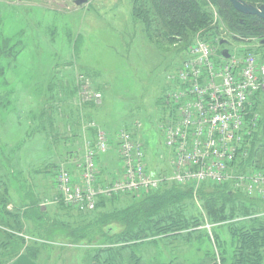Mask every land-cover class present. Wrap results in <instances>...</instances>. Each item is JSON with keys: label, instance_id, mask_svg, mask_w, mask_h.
<instances>
[{"label": "rangeland", "instance_id": "obj_1", "mask_svg": "<svg viewBox=\"0 0 264 264\" xmlns=\"http://www.w3.org/2000/svg\"><path fill=\"white\" fill-rule=\"evenodd\" d=\"M74 1L0 0V177L7 182L4 188L0 187V203L5 206V210H0V264H15L21 255L32 264H231L232 256L236 264H247L249 260L245 261L243 255L251 247L249 238H264V200L244 213V208L234 204L240 197L234 196L233 208L238 214L219 221L203 205L205 200L216 199L217 195L220 198L225 192L218 189L207 197L208 193H202V198L197 190L182 204L188 212H197L190 222L179 219L172 224L175 227L170 226L159 236L138 235L137 239L122 241L125 234L132 239L133 233H124L116 222L105 221L121 209L123 200L88 213L73 209L60 198L55 181L59 167L48 165L43 152H58L57 165L62 163L66 170H72L69 155L77 152L81 159L84 152L78 150L85 141L82 137L77 145L61 143L49 148L50 139L52 142L64 135L68 138L71 130L66 128L75 125L71 118L63 128H57L58 136L54 135L52 120L57 121L60 113L51 111L53 105L64 102L68 103L64 106L74 110L77 106L93 107L88 120L96 123L104 112L109 123L105 122L107 127L103 128L113 137L117 131L131 130L135 121L141 122L140 141L150 168L157 172L169 159V151L157 130L165 111L166 78L184 56L182 45L166 37L160 41L154 37V25L147 34L153 46L152 56L159 60V66L144 82L137 73L139 66L130 67L123 57L120 42L124 40L115 34L131 18L129 2L91 0L78 7ZM142 1L138 12L143 11V4L151 5L150 0ZM203 1L211 23L197 32L193 40L198 34L212 38L220 49H228L233 56L244 57L249 52L246 50L259 48L254 40L236 42L211 0ZM94 9L107 10L101 15L95 11L99 15L96 16ZM149 17L145 16L148 22ZM160 32L165 35L167 31ZM221 39L228 43L221 45ZM79 76L88 78L93 89L101 93L100 103L84 102L77 92L60 96L57 88L70 87L66 93H71ZM142 85L145 92L140 96ZM46 139L47 148L42 150ZM109 155L100 160L107 178L111 171L104 169L106 163L118 167V160ZM255 161L252 165L263 167L264 146L258 150ZM142 196L135 195L134 199L140 200ZM165 214L162 213L164 217ZM175 214L178 216L174 210ZM59 232L74 235L75 242L64 238L65 235L58 236ZM233 237L238 238L233 241ZM263 249L264 246L260 252ZM116 251H120L119 262ZM115 255L117 261H113ZM258 258L264 260V255H254L252 259L256 262Z\"/></svg>", "mask_w": 264, "mask_h": 264}, {"label": "built area", "instance_id": "obj_2", "mask_svg": "<svg viewBox=\"0 0 264 264\" xmlns=\"http://www.w3.org/2000/svg\"><path fill=\"white\" fill-rule=\"evenodd\" d=\"M200 35L166 78L167 111L157 130L169 151L168 161L157 172L150 168L140 141L141 122L113 137L91 121L86 127L95 131V138L85 144L82 160L73 161L72 170L61 166L55 175L64 203L89 213L101 200L144 195L171 184L194 191L203 185H228L264 200V168L243 165L260 118L256 101L264 96V61L254 54L226 59L222 49ZM77 93L84 102L102 99L84 76L77 78ZM112 151L118 169L107 178L100 160Z\"/></svg>", "mask_w": 264, "mask_h": 264}, {"label": "trees", "instance_id": "obj_3", "mask_svg": "<svg viewBox=\"0 0 264 264\" xmlns=\"http://www.w3.org/2000/svg\"><path fill=\"white\" fill-rule=\"evenodd\" d=\"M150 4H143L142 8L143 11L138 12V6L141 5L143 2L142 0H134V13H135V20H143L144 24L148 27L147 33L150 31V29L155 27L156 34L154 37L160 41V38H169L168 41L173 40L171 42H174L176 44L183 46V51L187 49L189 44H192L193 37L197 32H199L202 28H206V26L211 23L209 21L210 13L207 11V4L203 0H150ZM248 4L254 5V6H260L264 5V0H243ZM214 7L217 9L218 16L220 17L221 21L224 23L225 27L232 33L234 36L235 41L243 42L244 40H254L256 43L260 45L261 40L264 39V21L257 18V17H251V16H243L237 11L234 10L232 5L228 0H211ZM141 13H144L143 17H141ZM149 17V22L146 20L145 16ZM165 29V35L160 32V30ZM157 33H159V36L157 37ZM236 35V36H235ZM239 36V38H238ZM165 39V38H164ZM208 39V38H207ZM242 41H241V40ZM208 40L212 41L213 44L220 47L217 43H214L212 38H209ZM194 41V40H193ZM246 51H249L248 53H245L244 56L249 54H254L258 56L260 61H264V46H259L258 49H248ZM255 51V53L253 52ZM68 88H57L60 91V96H63V98L66 95L74 94L77 92V85L74 87V91L71 88V93L67 94L66 89ZM64 89V90H63ZM100 90V89H98ZM256 101V108L259 110L260 118L258 121V124L255 129H253L252 132V139H251V146L249 147V158L243 161L246 165H252V163L255 161L256 156L258 154V150H262V147L264 146V96L257 97ZM165 111L163 112V115L167 111V107L164 103ZM92 132V131H91ZM111 134V133H110ZM93 135V132H92ZM112 135V134H111ZM51 143V139H50ZM49 143V144H50ZM42 150H45L47 148V139L44 141V146H42ZM257 151V152H256ZM44 158L43 160L48 161V165H51V162L49 159H47L46 155L47 152H43ZM255 157V159H254ZM252 162V163H251ZM257 163V161H255ZM250 165V166H251ZM255 166V165H252ZM256 167V166H255ZM257 168H264L263 167H257ZM7 185L5 177H0V187L4 188V186ZM208 188L210 191H208ZM224 191L225 193L222 195V197L217 198V196H214V198L211 201L209 199L204 201L203 208L206 210L209 215L214 218L215 220L219 219V221L228 220L231 216L237 215L238 212L236 209L233 208L234 201L232 198L234 196L240 197L239 200H237L234 204L244 208L245 211H248L247 208L250 206H255L258 203L263 202L262 200L253 199L250 198L240 191L231 189L228 185L224 186H209V185H203L199 190L198 194H201L200 197H202V193H208L205 197L212 195L215 190ZM194 189L190 187H181L175 184L168 185L166 187H162L157 191L149 192L147 194H144L142 196V199L135 200V195H121L117 197H113L107 201L101 200L94 212L89 213H95L99 210L100 207H104L107 204L109 206H114L120 201H124L123 206L120 210H117L116 213L113 215H109L105 223H114L116 222L117 225L121 226L123 231L130 233H133V238H129L128 236L124 237V240L122 241H130L133 239H137L138 235L151 238L155 236L161 235V233L168 228L171 229L175 227V225L172 226V224H176L179 219L185 220L187 222H190L192 218L194 217L192 214H196L197 212L190 213L188 212L185 207L182 206L184 201L186 199H189V194L194 193ZM131 199L132 201H129L127 199ZM203 198V197H202ZM213 198V197H211ZM0 203V210H5V206ZM118 205V204H117ZM176 211L178 213V216L173 215V211ZM166 213L165 217L162 215V213ZM167 215L173 216L167 217ZM163 216L162 218H160ZM143 218V219H141ZM213 220V219H212ZM177 221V222H176ZM170 226H172L170 228ZM238 232V231H236ZM125 233V232H124ZM58 236L64 238H67L70 242H75L74 235L68 234V233H57ZM234 235V232H232ZM116 237V236H115ZM238 237H233V241L237 240ZM244 238V237H242ZM240 239V238H239ZM250 242V249L247 251V253L243 256H245L247 259L245 261H248L247 264H264V260L262 258H258L256 262L254 259V255L262 256L264 255V249L262 252H260V249L264 246V238L263 237H251L248 240ZM248 243V242H247ZM233 244V243H232ZM118 254V261L117 257L113 258V261H120V251H116ZM256 257V256H255ZM231 264H236V258L235 256H232L229 260ZM119 264V263H117Z\"/></svg>", "mask_w": 264, "mask_h": 264}, {"label": "crops", "instance_id": "obj_4", "mask_svg": "<svg viewBox=\"0 0 264 264\" xmlns=\"http://www.w3.org/2000/svg\"><path fill=\"white\" fill-rule=\"evenodd\" d=\"M97 1L98 0H96L95 2H97ZM101 2L105 3L106 0H101ZM127 2H129L131 18L129 21H127V23H125V24L122 23L123 25H121L119 27V30L118 29L116 30L115 34L117 35V37H119L118 38L119 40H121V39L124 40L123 42H120L121 43V49L124 52L123 57L127 58V63H129L130 67L133 65L139 66L140 69L137 70V73H139L140 76L143 78V81L146 82L147 79L152 77L156 68L159 66V60L154 59L152 56V54H153L152 47L153 46L151 45V40L149 39L148 34H147V28L148 27L144 24L143 21L135 20L136 15L134 13V5H135L134 0H127ZM104 6H106V4ZM101 8H102V6H101ZM105 10H107V9H105ZM105 10L94 9V12L97 11V13L99 15H101L103 13V11H105ZM97 13L95 12V15L99 16ZM103 30H104V27H103ZM107 30H110V29H107ZM148 46H150L152 50L151 49L148 50ZM130 60H133V61L131 62ZM152 61H153V63H152ZM154 62L156 63L155 65H154ZM103 70H104V73H110L109 71H106L105 69H103ZM140 81H141V79H140ZM141 89H142V92L140 93V96L143 94V92H145V87L142 85ZM64 104H68V103H64V102L61 103L60 102L59 105H57V106L53 105V107H52L51 111H53V112L57 111L60 113V117L57 119V121H55V119L52 120L53 128H54L53 134L58 136V129L57 128L58 127L63 128V124L65 123V121L70 122L71 118L74 119L75 125H73V126L70 125L66 128V129L71 130V132H69L70 136L68 138H67V135H64L63 137H60V136L56 137V139L49 144V148H50V146H55V145L60 146L61 143H64L66 146H67V144H76L77 145L78 141L82 137H84L85 143H88L89 141H92L94 139L92 132L88 131L87 127H86L87 123L89 122L88 119H91L90 116L93 112V110H92L93 107L89 108V107H84V106H77V108H75L76 110H74L72 108V106H64ZM102 111H104V108L102 109ZM108 115H109V113H108ZM53 118H54V116H53ZM96 120L98 121V123L102 127L98 123H97V125L102 130H105L103 127H107L105 122H108V119L105 118V113L103 112L102 117H98V118H96ZM137 122L135 121L134 124H136ZM76 125L79 126V127L77 126V130L75 127ZM85 143H84V146L82 148H80L78 151L84 152ZM57 153H53L52 151H50V153L47 154L46 157H47V159L50 160L51 163H53L54 166L60 167L64 164L61 163L60 165H57L58 162L60 161ZM109 156H113L117 162L118 159H117V156L115 153L110 154ZM73 158L78 160L79 156H78L77 152H74L73 154L70 153L69 160H68L69 164H71V161H73ZM46 168H49V167H46ZM104 169H107L108 171L113 172V170L118 169V167L115 168L113 166H110L109 163H106ZM45 170H47V169H45ZM15 264H32V263L26 257L21 255V257L18 258V260Z\"/></svg>", "mask_w": 264, "mask_h": 264}, {"label": "water", "instance_id": "obj_5", "mask_svg": "<svg viewBox=\"0 0 264 264\" xmlns=\"http://www.w3.org/2000/svg\"><path fill=\"white\" fill-rule=\"evenodd\" d=\"M91 0H75V5L82 7L88 4ZM235 11L243 16L257 17L264 21V5L254 6L246 3L243 0H228ZM227 40H222L221 45L227 44ZM261 45H264V39L261 41ZM225 58H230V53L227 49H224L221 53Z\"/></svg>", "mask_w": 264, "mask_h": 264}, {"label": "flooded vegetation", "instance_id": "obj_6", "mask_svg": "<svg viewBox=\"0 0 264 264\" xmlns=\"http://www.w3.org/2000/svg\"><path fill=\"white\" fill-rule=\"evenodd\" d=\"M74 3H75V1H74Z\"/></svg>", "mask_w": 264, "mask_h": 264}]
</instances>
